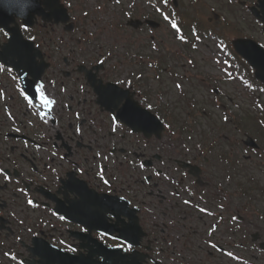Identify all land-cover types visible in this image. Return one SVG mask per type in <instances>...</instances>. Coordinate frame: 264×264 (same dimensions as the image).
<instances>
[{
  "label": "flooded vegetation",
  "instance_id": "af4514ba",
  "mask_svg": "<svg viewBox=\"0 0 264 264\" xmlns=\"http://www.w3.org/2000/svg\"><path fill=\"white\" fill-rule=\"evenodd\" d=\"M199 1L264 47V0ZM58 27L37 17L24 31L50 61L36 81L40 92L34 93L31 77L23 86L20 72L0 66V264H94L97 242L120 248L125 264H264V253L247 240L251 223L239 224L245 217L235 195L218 193L214 226L206 217L204 227L189 228L190 179L179 167L181 147L166 135L147 140L114 123L117 113L101 109L88 76L73 63L65 68L47 43L45 34ZM131 88L147 106L144 89ZM41 110L51 116L48 125L38 116ZM214 188L231 192L234 181L221 180ZM120 198L138 210L136 224L146 232L135 244L107 237L134 219Z\"/></svg>",
  "mask_w": 264,
  "mask_h": 264
},
{
  "label": "rangeland",
  "instance_id": "374dc122",
  "mask_svg": "<svg viewBox=\"0 0 264 264\" xmlns=\"http://www.w3.org/2000/svg\"><path fill=\"white\" fill-rule=\"evenodd\" d=\"M148 1L150 2L151 0H121L122 2V6L119 3H115V0H89V1H85V0H74L75 4H73V11H74V17L79 16L80 19V23L82 26H86L85 29H87L88 31H92V33L94 34L93 36V42L92 44L94 46H98V45H102V42H107L108 45H103L105 46L104 48H109L110 46H112L111 44H113V39L117 40V42L120 44V47L117 48V46H115L114 50V56H117L118 62L123 66L124 65V59H125V53H126V48L130 47V42L133 43L131 49L133 52L136 51H140L142 49V47L146 46V50L149 51L150 50V44H148V40L150 42L149 36L150 34H142V33H124L122 31H119L118 29L114 28V26L112 25V23H117L120 22L121 20H123L124 18L127 19L126 14L124 13L125 11H129L131 15H139L141 14L142 10L148 11L149 8V4ZM131 4V5H128ZM95 5H98L99 8H97V10H93V7ZM92 6V7H91ZM133 6H135L134 8H132ZM91 7V8H89ZM84 10H92L93 13H91V15L89 16L88 19L83 18L82 16V12ZM126 16V17H125ZM140 17V16H139ZM165 25V24H163ZM166 26V25H165ZM106 28V29H105ZM104 29V30H103ZM164 40V46L167 49H172V51H176V50H180L181 45L178 42H175L174 40L169 39H164L163 37L160 38ZM126 41V42H125ZM101 46V47H103ZM100 47V48H101ZM99 48V49H100ZM98 48H96V50H99ZM106 49H103L104 52ZM113 49L112 47L109 48L108 50ZM144 51V49L142 50ZM202 52H197V58H196V63L198 64V68L194 69L193 74L197 75L196 78L200 81V83L197 84V88L199 89L200 92H202L203 90H205V83H201V81H203L205 78H208V76H212V77H217L218 79H226L225 75L221 72L220 68L217 66L218 63H214L211 62V59L209 56L211 55H206L205 60L207 61L206 63L202 64L200 60L203 59L204 53L206 51V47L204 46V48L201 49ZM217 56V55H216ZM125 68H130V67H121V70L124 71ZM184 71L186 74H188L190 72V70L188 69V67L186 66H182V70L181 72ZM218 86H221V88L225 91L227 97L228 96H233V97H237L238 95V91L237 88H235L234 90H232L234 88V83H228L225 84L224 82L221 83H217ZM175 86V85H174ZM173 86V91L170 92L168 95H166V97H168L169 99H173V98H178V94H177V89ZM175 95V96H174ZM196 95L194 94V97ZM197 98V97H196ZM180 100V99H179ZM198 101L201 104V108L205 109L207 108L208 111H210V107H211V103L209 101H202V98H198ZM225 102V101H224ZM228 102V100L226 101ZM239 103L240 102L235 99L234 103ZM247 104H249V101H246ZM229 107V104H228ZM232 107H234L232 105ZM239 112L240 111L235 108V112ZM212 112H213V119L218 121V120H222L224 119L225 121V113L222 111V109L219 108H212ZM223 117V118H222ZM210 118V114L205 115L203 114L199 120L201 121L200 123V128L207 130V128L210 127V123H211V119ZM235 151L234 153L238 154L239 156L242 155H250L251 153H246L245 150L242 149V152H238ZM257 159H253V162L250 163V165H255L258 163H255ZM259 175H261L260 169H259ZM196 222H198V220H196ZM258 222V221H257ZM255 222V223H257ZM263 222V221H261ZM196 228H200V224L198 222L197 227Z\"/></svg>",
  "mask_w": 264,
  "mask_h": 264
},
{
  "label": "snow or ice",
  "instance_id": "6c2138e0",
  "mask_svg": "<svg viewBox=\"0 0 264 264\" xmlns=\"http://www.w3.org/2000/svg\"><path fill=\"white\" fill-rule=\"evenodd\" d=\"M24 0H0V11H6L8 9L12 10H23L25 7ZM165 19L167 20L168 17L165 16ZM171 27L176 29L177 32L179 31V28L177 27V24L175 22H172ZM183 39V37H181ZM223 42L221 41V48H223ZM261 56H264V54H261ZM23 58L27 63L30 65H33L34 67H38L34 65V61L32 60V57L25 53L23 54ZM103 63V61H101ZM191 63V61H190ZM42 87V86H41ZM95 87L99 89V92L101 95L107 100L108 104L114 111H119V114L121 117L125 118V122L127 123H133V126H135L136 123L141 124V126L148 128L151 124V118L147 112L142 111L138 106L131 103L130 98L127 97V93H123L118 91L115 88H112L111 85L105 86L103 84H100L97 82L95 84ZM181 87V85H177V88ZM37 91L40 92V87L37 88ZM128 99V102L124 104L123 109H119L118 106L125 100ZM41 100L45 105H50L52 101L46 99L43 96V93H41ZM149 110H151V105H148ZM114 123L116 122V117H113ZM115 131V128L113 129ZM107 183V181H106ZM123 199V198H122ZM29 204H32V201H28ZM111 211V209H109ZM203 211V209H201ZM63 219V217H61ZM116 219H119V213L116 215ZM233 219H236V217H233ZM87 229H85L86 231ZM74 251V249H73ZM231 256L232 254L229 253Z\"/></svg>",
  "mask_w": 264,
  "mask_h": 264
}]
</instances>
